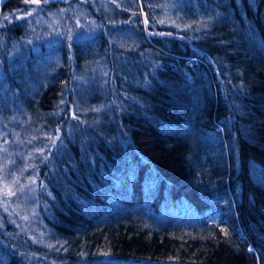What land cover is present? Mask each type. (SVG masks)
Wrapping results in <instances>:
<instances>
[{"label":"trees","instance_id":"1","mask_svg":"<svg viewBox=\"0 0 264 264\" xmlns=\"http://www.w3.org/2000/svg\"><path fill=\"white\" fill-rule=\"evenodd\" d=\"M148 1L79 4L81 41L32 16L79 6L1 7L0 152L44 234L1 207L0 264H264V0Z\"/></svg>","mask_w":264,"mask_h":264},{"label":"rangeland","instance_id":"2","mask_svg":"<svg viewBox=\"0 0 264 264\" xmlns=\"http://www.w3.org/2000/svg\"><path fill=\"white\" fill-rule=\"evenodd\" d=\"M80 3H79V2ZM47 0L45 6L49 7L50 3H64L67 6L75 5L79 6V4H84L86 2H90L93 4L92 8L95 12L104 17L107 21H111L113 19L114 12L117 13L119 11H127L130 15V18H133L135 13L140 14L139 11L144 8V4L140 2V0ZM146 5H149L150 1L144 0ZM87 6V5H86ZM72 9V8H71ZM70 8H66L69 12H72ZM32 10V9H31ZM30 11V10H29ZM77 18L69 22V26L71 27V32L67 29L69 27L66 24V17L64 13L61 11L54 10L49 8V10H33V17L37 23L44 24L47 29L46 32L48 35L52 36L55 41H60L61 35L65 34L70 40L73 41H81L83 39H92L93 36L97 33H100L102 30L101 25L94 19L93 16L89 15L88 10L85 6H79L78 9L73 13ZM143 18V23L145 24L144 16L141 14ZM41 36H43L41 34ZM1 134V130H0ZM10 158H7V152L4 149H1L0 152V208L3 212H18V216L16 217L17 225L19 229L26 234H34L37 233L36 239L40 240L43 236L40 226L41 221L39 218L35 217V212L32 210L33 205V194L34 189L33 186L28 184L27 182H23L22 179L19 178L14 169H12V165L10 164ZM19 192L20 198L22 201L21 207L17 206V198L15 195ZM8 197H7V196ZM165 196V195H164ZM25 204V206H22ZM15 206V207H14ZM157 212H163L162 206L161 208H152L147 202V207L142 212L141 219L142 221L148 224H153L154 222L161 221V215H157ZM176 213H184V207L176 210Z\"/></svg>","mask_w":264,"mask_h":264},{"label":"water","instance_id":"3","mask_svg":"<svg viewBox=\"0 0 264 264\" xmlns=\"http://www.w3.org/2000/svg\"><path fill=\"white\" fill-rule=\"evenodd\" d=\"M7 0H0V9H2L1 7L6 3Z\"/></svg>","mask_w":264,"mask_h":264},{"label":"snow or ice","instance_id":"4","mask_svg":"<svg viewBox=\"0 0 264 264\" xmlns=\"http://www.w3.org/2000/svg\"><path fill=\"white\" fill-rule=\"evenodd\" d=\"M45 2H47V0H45ZM5 19H7V17H5ZM53 143H55V141H53Z\"/></svg>","mask_w":264,"mask_h":264}]
</instances>
